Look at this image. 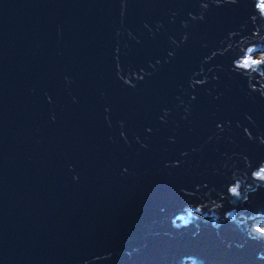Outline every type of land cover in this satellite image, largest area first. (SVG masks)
<instances>
[{
	"label": "water",
	"instance_id": "1",
	"mask_svg": "<svg viewBox=\"0 0 264 264\" xmlns=\"http://www.w3.org/2000/svg\"><path fill=\"white\" fill-rule=\"evenodd\" d=\"M203 2L206 18L192 20ZM253 13L254 0H0V264H84L106 253L98 264L192 254L264 264V242L246 235L264 213V187L239 206V227L171 223L200 202L181 189L226 190L233 163L264 161V145L244 131L264 135V97L248 95L232 52L204 63L230 32L239 41L254 31ZM186 32V43H172ZM118 64L152 74L128 87ZM202 67L195 79L208 82L193 88Z\"/></svg>",
	"mask_w": 264,
	"mask_h": 264
},
{
	"label": "clouds",
	"instance_id": "2",
	"mask_svg": "<svg viewBox=\"0 0 264 264\" xmlns=\"http://www.w3.org/2000/svg\"><path fill=\"white\" fill-rule=\"evenodd\" d=\"M226 3L237 4L239 0H225ZM215 3L219 6L220 0H215ZM211 7L210 3L203 2L200 5L201 12L199 15L190 13L192 20H204L206 18L205 14ZM123 15V13H122ZM175 13H173V16ZM252 24L254 25V31L246 36H242L239 41L235 38L240 36L241 33L237 31L230 32L228 36L221 42L225 45L220 50L212 51L211 55L205 57L204 63H209L217 55L227 54L232 52L234 59L232 61V71L245 77L247 80L248 95L252 96L258 93L261 97H264V0H254V13L250 17ZM185 28L188 27V22H183ZM162 27V24L160 25ZM243 27V26H242ZM129 36L133 34L128 33ZM189 39V34L186 32L183 34L181 41L172 40L173 44L177 47L181 43H186ZM206 46V45H205ZM119 51V49H117ZM169 57H174L175 52L171 51L168 53ZM161 61L157 60L156 64H160ZM155 68V65H151ZM211 71V69H209ZM204 73L203 67L199 72L195 73L194 77L190 81V86L195 88L197 86H203L208 82V78L205 79H195V76L202 75ZM152 73L147 72L145 69H141L140 72L130 70L127 75L124 74V69L122 65H117V76L122 80V82L128 86L135 88L137 83L143 81L147 76ZM218 79V77H216ZM67 79V77H66ZM196 97L193 95L192 99ZM181 104L184 101L181 100ZM186 112H190L189 107H185ZM165 116L169 114V110L165 109ZM55 119V117H53ZM163 119V117H162ZM247 119L252 121V116L248 115ZM121 128L124 127V122H120ZM218 129L223 132L224 125L219 124ZM151 131V129H149ZM249 140L256 141L261 145H264V135L259 137L253 135L252 131L248 128L244 129ZM121 136L126 140V133L121 132ZM138 139V138H137ZM147 147V145H143ZM185 155H187L185 153ZM243 160L245 162V168H237L236 164H232V175L229 178L230 182L225 186L226 190H217L214 187H209L208 191L205 192L200 186H197V191H188L181 189L189 197H196L200 202L196 203L194 201H189L175 215V218L171 221L173 227L180 231L183 228L191 227L192 224L198 220L207 218L213 227L219 229L221 227L220 221H227L236 223L239 227L238 217L240 215L239 206L244 204H251L252 197L260 187H264V161H259L255 165L248 156H244ZM180 162L175 164L169 163L166 166H179ZM73 166H70L72 168ZM227 167V165H226ZM127 171V169H125ZM75 180H79V176H74ZM216 192L219 198H214L213 193ZM228 201L231 208L225 211L224 201ZM212 215L209 217L208 212ZM264 215V213H255V220L249 219L247 221L246 235L248 238L256 240L258 242H264V220H260L259 217ZM112 256V253H106L103 256H96L91 260H86L84 264H98L101 260H108ZM259 259H264V253L258 254ZM178 264H206L203 257L199 255L192 254L182 257Z\"/></svg>",
	"mask_w": 264,
	"mask_h": 264
},
{
	"label": "rangeland",
	"instance_id": "3",
	"mask_svg": "<svg viewBox=\"0 0 264 264\" xmlns=\"http://www.w3.org/2000/svg\"><path fill=\"white\" fill-rule=\"evenodd\" d=\"M261 220V219H260Z\"/></svg>",
	"mask_w": 264,
	"mask_h": 264
}]
</instances>
